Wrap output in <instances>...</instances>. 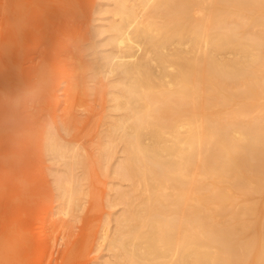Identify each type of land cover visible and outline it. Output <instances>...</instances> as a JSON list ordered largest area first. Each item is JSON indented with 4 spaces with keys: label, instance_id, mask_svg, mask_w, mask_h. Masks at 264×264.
<instances>
[{
    "label": "bare ground",
    "instance_id": "bare-ground-1",
    "mask_svg": "<svg viewBox=\"0 0 264 264\" xmlns=\"http://www.w3.org/2000/svg\"><path fill=\"white\" fill-rule=\"evenodd\" d=\"M106 5L119 113L106 148L122 143L131 187L102 264H264V0ZM55 179L72 210L80 189Z\"/></svg>",
    "mask_w": 264,
    "mask_h": 264
},
{
    "label": "rangeland",
    "instance_id": "rangeland-1",
    "mask_svg": "<svg viewBox=\"0 0 264 264\" xmlns=\"http://www.w3.org/2000/svg\"><path fill=\"white\" fill-rule=\"evenodd\" d=\"M20 1L0 0V264H102L113 259L102 233L126 207L116 193L131 187L116 171L122 143L106 148L119 114L102 58L112 6ZM50 138L64 155L49 152ZM56 174L80 189L72 210L61 211Z\"/></svg>",
    "mask_w": 264,
    "mask_h": 264
}]
</instances>
